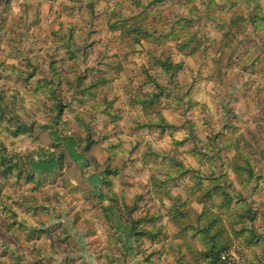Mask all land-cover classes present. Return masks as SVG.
<instances>
[{
  "label": "rangeland",
  "instance_id": "rangeland-1",
  "mask_svg": "<svg viewBox=\"0 0 264 264\" xmlns=\"http://www.w3.org/2000/svg\"><path fill=\"white\" fill-rule=\"evenodd\" d=\"M8 1L0 0V28L5 27L0 41L1 58L19 67H26L31 58L39 60L42 73L51 76L48 66L50 55L59 50L54 47L58 45L60 35H65L71 25H75L76 44L72 50L79 61L76 72H84L87 68L97 71L100 67L113 79L111 88H106L100 97L106 92L109 99L116 98L114 109L121 118L113 122L105 116L98 123L92 120L82 103L76 102V107L67 110L63 120L52 127L54 130L44 133L42 143L45 150L35 157L32 176L43 179L48 186L55 182L57 187H61L66 196L63 217L57 220L52 207L39 202V208L32 217L35 221L44 222L45 230L32 237L27 228L19 227L5 209H0V263L4 259L6 264H15L16 257L23 256L24 264H102L98 257L110 246L109 232L115 233V243L111 245L114 254L109 262L113 258H125V264L131 262L130 249H134L135 242L130 238L131 233L127 237L125 230L131 232V229L106 198L107 190L103 187L104 171L111 158L112 169L118 168L119 171L108 176L113 192L130 204L138 203L137 216L149 218L150 215L158 219L155 227L163 232L159 241L153 243L146 239L144 243L152 253L150 259L153 264H176L177 247L183 243L176 237L178 229L170 214L171 207L189 201V206L184 208L190 214L188 221L201 222L213 209L209 202L201 203L200 198L199 203L195 202L200 189H203L198 186L199 178L211 179L213 175L222 173L228 179L227 189L235 201L227 212L228 225L243 233L222 250L220 262L226 264L233 261L231 257H236L237 264H264V213L259 217L256 213L254 215L261 206L260 201L264 200V96L259 95V86L254 82L260 74L257 69L264 68V40L260 33L250 26L239 38L226 36L216 22L209 19L205 0H175L152 9L149 23L157 34L167 33L183 18L195 20L190 31L198 34L194 46L198 45L200 49L188 55L180 52L176 42L170 41L165 45L145 42V47H142L134 45L131 39H122L119 34L110 32L107 19L113 9L127 15L141 12L142 9L127 1L94 0L95 12L92 13L86 7L87 0L76 11L70 7L71 0H11L13 11L6 16L7 23H4ZM262 3L264 6V0ZM243 9L241 5L230 11L215 8L213 12L220 21L229 24L242 14ZM240 41L252 57L260 59L256 72L251 65L246 68L241 64L229 66L230 57L237 61L244 59L238 53L233 55L234 47L241 44ZM150 52L159 58L170 56L174 62L184 63L177 85L191 91L190 104L186 103L187 96L180 106L165 99L146 106L134 102L151 97L157 91L153 83H145L146 76L141 71L143 66L159 75L160 81L172 92L177 90L176 84L169 82V76L161 72L162 68L154 65ZM118 65L121 66L120 72L116 69ZM64 67L71 70L68 64L64 66L63 63L61 69ZM3 80L8 87L16 84L8 76ZM68 87L70 85L65 84V88ZM65 96L71 98L69 93ZM74 109L83 111L85 119L93 125L94 137L98 139L88 158L82 153L87 126L82 127L77 122ZM154 123L175 128L167 126V131L162 132L156 126L139 127ZM75 131L78 144L69 136ZM238 131L249 132L246 136L250 139L254 156L260 159V164L254 165L255 173L249 189L237 181L234 171L229 168L231 159L238 156ZM188 137L189 140L182 143ZM230 141L234 143L230 145ZM208 144L213 148L208 149ZM198 148L210 156L204 163L195 156ZM149 149L155 160L146 164L143 157ZM16 151L17 148L7 158L13 163L20 161ZM156 153L165 160L157 159ZM34 183V179L30 184L22 181L21 186L14 180L6 182L4 195L0 197L2 202L13 207L10 197L25 198L26 191ZM32 194L38 196L37 193ZM69 202L76 205L71 216H67L71 208ZM44 205L49 207L50 216L43 209ZM19 209L14 206V212ZM60 221L66 225L74 242L59 241L62 231L55 229L53 224ZM51 245L56 249L52 251Z\"/></svg>",
  "mask_w": 264,
  "mask_h": 264
},
{
  "label": "trees",
  "instance_id": "trees-1",
  "mask_svg": "<svg viewBox=\"0 0 264 264\" xmlns=\"http://www.w3.org/2000/svg\"><path fill=\"white\" fill-rule=\"evenodd\" d=\"M122 1L130 2L136 8L142 10L137 15H127L119 9H113L107 19L110 32L119 34L122 39H131L134 45L142 47H145V42L165 45L167 42L172 41L176 42V47L185 54L192 55L199 51V46H194L198 34L190 31L195 20L183 18L177 21L167 33L157 34V30L152 29L150 26V11L175 0H117L118 3ZM205 2L208 3V16L211 17L208 18L216 22L217 27L226 36L239 38L241 34L248 31L250 26H253L264 40V6L262 0H205ZM83 3L84 0H71L70 7L76 11L79 6H83ZM241 5L244 6L242 14L234 18L229 24L220 21L213 12L215 8L230 11ZM86 7L94 13L95 1L87 0ZM12 11L13 2L10 0L6 3L4 23H7L5 22L6 16ZM219 18L223 17L219 16ZM226 27H230L229 30H226ZM4 30L5 27L2 26L0 28V41ZM76 31L77 27L71 25L68 33L60 35L61 38L58 40V45L54 47L59 50L56 51V54L50 55L48 61L51 76L42 73L43 69L39 60L31 58L32 61L27 63L26 67H19L14 63H7L0 56V197L4 195L6 182L14 180L17 185L21 186L22 181L30 184L33 179L35 180L34 186L26 191L25 198L22 196L10 197L9 201L13 203V207L4 201L2 202L3 199L0 198V202H2L0 209H5L11 220L18 223L19 227L27 228L32 237L40 235L42 230H45V223L38 219L35 221L32 217L39 208V202L52 207L53 214L57 220L63 217V205L66 202V196L62 193L63 190L61 187H57L55 182L48 186V183H45L43 179H35V176H32L33 161L38 154L45 150L42 143L44 133L54 130L52 127L63 120L67 110L76 107V102L82 103L83 107H86V111L91 114L92 120L98 123L105 116H109L113 122H118L121 118L114 109L116 98L109 99L106 92L103 97H100L106 88H111L113 79L109 78L100 67L97 68V71L87 68L84 72H76L79 61L72 50V46L76 44ZM240 43L234 47L233 55L238 53L244 59L237 61L230 57L229 66L237 67L241 64L243 68H246L251 65L254 68V72H256L260 59L252 57L243 46L242 41ZM150 55L154 59V65L162 68L161 72L169 76V82L176 84L177 90L175 93L172 92L168 85L160 81L159 75L152 73L151 68L141 66V71L146 76L145 83H153L157 91L151 97L136 99L134 102L146 106L158 104L165 99L180 106L185 103L184 97L187 96L188 101L186 103L190 104L192 102L191 91H186L177 85L184 63L174 62L170 56H161L159 58L156 55L154 56L153 52ZM63 63L64 66L68 64L71 70L66 69V67L61 69ZM116 69L117 72H120L121 66H116ZM257 70L260 74L254 79V82L259 86V95L264 96V68ZM6 76L15 80L16 84L8 87L3 80ZM65 84L70 85V87L66 89ZM66 93L71 95L70 99L65 96ZM73 103H75L74 106H72ZM74 111L76 112L77 122L82 127L87 126L85 128L86 144L82 153L85 158H88L94 147H96L98 139L94 137L93 125L91 121L85 119L83 111L81 109H74ZM153 126L159 127L162 132L167 131V126L169 129L175 128L173 125L155 123L142 124L139 127L149 128ZM238 132L239 148L236 153L238 156L234 157L233 160L231 159L229 168L234 171L237 181L244 188L249 189L255 173L254 165L260 164V159L258 160L254 156V149L250 141H248L250 139L246 136L248 131ZM69 136L78 144L79 140L76 137V131ZM192 137L194 139L197 138L195 136ZM188 140L189 137L183 140L182 143ZM232 143L234 142L230 141V145ZM207 147L212 149L213 145L208 144ZM15 148H17L16 153L20 157V161L17 163L7 159L9 155L15 153ZM195 152L196 158L201 163H204L203 161L210 157L203 149L198 148ZM214 153L216 152L214 151ZM152 154L150 149L146 151L143 157L146 164L155 160L151 157ZM155 157L161 161L165 160V157L158 153H156ZM111 162L112 159L110 158L103 175V187L107 190L105 196L116 207L121 219L130 227V238L135 242L136 256L143 258L145 264H153L150 259L152 258V253L148 252L144 243L146 239L151 240L153 243L159 241L158 238L163 232L159 227H155L158 219L150 215L149 218L141 215L137 216L136 213L139 211L138 203L130 204L124 198L119 199L117 197L116 192L112 190V182L108 176L115 175L119 171L118 168L112 169ZM212 168H216L215 165H212ZM222 174L213 175L211 179L206 177L204 179L199 178L198 186L203 189H200L199 196H197L198 199L196 198L195 202L199 203L200 198L201 203L209 202L213 209L209 211L211 213L205 219H202L201 222L196 220L188 221L190 214L184 208L189 206V201H183L179 205L171 207L170 214L174 225L178 229L176 237L183 242L177 247L176 264H221L222 250L241 237L243 231L234 230L233 226L230 228L228 225L227 212L232 208L235 201L227 189L228 179ZM32 193H37L39 198ZM70 204L71 202L68 205ZM260 205L258 208L260 211L258 209V211H254L256 217L264 213V200L260 201ZM14 206L20 208L18 212H14ZM48 206L45 207L44 205L43 209L50 216L52 213H50ZM70 206L67 216H71L76 209V205ZM53 225L55 229L62 231L59 241H73L66 225L62 221ZM190 235H193V237H190ZM114 238L115 233L109 232L108 243L110 246H108L107 250L105 248V251L98 257L102 264H111L109 258L114 254L111 247V245L114 246ZM200 242L202 243L201 246H199ZM49 248L52 251L56 249L53 245ZM24 262L23 256H17L15 259V264H24ZM0 264H6L5 260L3 259Z\"/></svg>",
  "mask_w": 264,
  "mask_h": 264
},
{
  "label": "crops",
  "instance_id": "crops-1",
  "mask_svg": "<svg viewBox=\"0 0 264 264\" xmlns=\"http://www.w3.org/2000/svg\"><path fill=\"white\" fill-rule=\"evenodd\" d=\"M38 167H40V166H38ZM41 167H44V166H41ZM125 230H126V232H128V236L127 237H129V234L131 232L128 229H125ZM130 254H131V257L133 256V260L131 262H129V263H126V264H145L143 258L137 257L136 256V252L134 250L130 249ZM121 259L122 260H120L118 258H113L111 264H125V262H126L125 258H121Z\"/></svg>",
  "mask_w": 264,
  "mask_h": 264
},
{
  "label": "built area",
  "instance_id": "built-area-1",
  "mask_svg": "<svg viewBox=\"0 0 264 264\" xmlns=\"http://www.w3.org/2000/svg\"><path fill=\"white\" fill-rule=\"evenodd\" d=\"M233 261H227L226 264H237L236 257H231Z\"/></svg>",
  "mask_w": 264,
  "mask_h": 264
}]
</instances>
